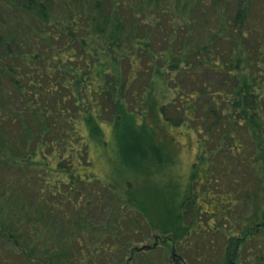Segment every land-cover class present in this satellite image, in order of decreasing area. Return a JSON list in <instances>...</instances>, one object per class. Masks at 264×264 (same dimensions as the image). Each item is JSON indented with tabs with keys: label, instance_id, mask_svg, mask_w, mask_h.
Instances as JSON below:
<instances>
[{
	"label": "trees",
	"instance_id": "1",
	"mask_svg": "<svg viewBox=\"0 0 264 264\" xmlns=\"http://www.w3.org/2000/svg\"><path fill=\"white\" fill-rule=\"evenodd\" d=\"M177 21L181 38L171 46ZM151 37L177 73L181 105L171 104L177 118L167 120L197 122L192 179L202 181L204 195L200 207L191 187L181 204L173 197L166 215L160 211L162 228L130 191L121 196L70 171L51 184L43 165L46 151L80 136L67 104L85 100L69 93L67 61L85 53L116 60L128 42L147 55ZM88 66L74 75L91 101L101 93ZM209 78L219 79L215 87ZM112 104L122 119L124 105ZM55 170L67 168L59 162ZM251 200L254 214L243 219L240 208ZM186 206L193 216L184 225L179 211ZM153 230L160 236L142 250L137 244L153 239ZM231 260L264 264V0H0V264Z\"/></svg>",
	"mask_w": 264,
	"mask_h": 264
},
{
	"label": "rangeland",
	"instance_id": "2",
	"mask_svg": "<svg viewBox=\"0 0 264 264\" xmlns=\"http://www.w3.org/2000/svg\"><path fill=\"white\" fill-rule=\"evenodd\" d=\"M123 1L127 2V0ZM209 14L214 15L208 10ZM145 25L148 23L145 22L143 26ZM174 25L176 29L174 38L171 42H167L171 46L178 43L181 38V21L175 22ZM165 30L166 27H164ZM162 36L163 34L159 35L161 41ZM151 38L148 41L151 43L152 53L149 51L151 55L142 54L138 47L129 48L128 42L124 46L123 57L118 56L116 60L106 57L103 53L100 58L95 55L90 57L85 53L80 57L81 59L75 55L67 61V70L64 73L70 82L69 93L73 99H78L79 95H82L85 100L84 105L79 107L73 104H67L68 108L64 106L69 113L68 120L73 118V123L78 122L80 136L73 138L72 135L68 145H59L51 152L46 151L47 156L43 165H46L48 181L51 184L59 179L61 173L68 175L70 171L90 184L99 181L104 186H110L121 196L126 195V191H130L134 199L145 205L144 212L147 210L155 227L162 228L161 213L166 215L164 212L173 202V197H177L176 204H181L191 187V202L194 204L197 200L200 207L204 195L202 196V181L194 182L192 179L200 137L199 129L194 128L197 122L174 126L167 120V117L177 118L171 104L181 102L176 91L178 89L177 73L172 72L165 62L168 54L165 57L166 49L162 50L157 46L158 37ZM156 51H160L163 55L159 57ZM77 63L81 64V67L75 69L74 66ZM87 66L88 68L91 66L90 72L93 73V77L96 76L95 90L101 93L98 98L94 97L96 100L92 98L91 101L85 98L84 88L75 85L76 75L74 74L80 73ZM97 71H101L100 77ZM208 80L214 87L219 81L218 78ZM108 81L111 82L110 86ZM111 96H114L113 100ZM119 96L120 100H118ZM112 101H117L119 106L124 105L125 112L121 114L122 119L118 118L120 111L115 109ZM163 107H166L165 115L162 112ZM179 114L181 115V112L177 115ZM154 150L158 153L153 154ZM159 159L163 162L160 163ZM59 162H62L67 171L55 172ZM50 167L52 170L48 169ZM197 184L199 188L195 190L194 187ZM196 196H200L199 199H196ZM33 199L29 197L28 200L31 202ZM157 207L159 212L155 211ZM188 208L186 206L179 211L184 218V225L190 222L193 216L190 209L187 210ZM240 212L243 214V219L250 218L254 214L252 200L248 201L243 208L241 207ZM110 213L112 211L107 212V214ZM95 214L101 215L100 219L98 217L96 219L100 227L107 230L104 213L102 215L97 211ZM55 228L58 226L53 225V229ZM55 232H57L56 229ZM160 234V231L153 230V239L144 240L143 244H137V246H152L154 236L158 237ZM165 254L170 255L168 249ZM177 254L180 255L178 252ZM212 263L208 261L207 264ZM234 263L231 260L229 264Z\"/></svg>",
	"mask_w": 264,
	"mask_h": 264
},
{
	"label": "water",
	"instance_id": "3",
	"mask_svg": "<svg viewBox=\"0 0 264 264\" xmlns=\"http://www.w3.org/2000/svg\"><path fill=\"white\" fill-rule=\"evenodd\" d=\"M146 249H149V247L144 246V247L142 248V250H146Z\"/></svg>",
	"mask_w": 264,
	"mask_h": 264
}]
</instances>
